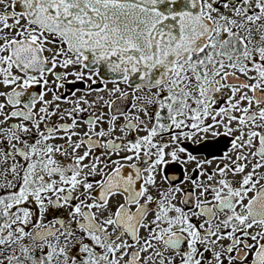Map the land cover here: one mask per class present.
Segmentation results:
<instances>
[{
  "label": "snow or ice",
  "instance_id": "snow-or-ice-1",
  "mask_svg": "<svg viewBox=\"0 0 264 264\" xmlns=\"http://www.w3.org/2000/svg\"><path fill=\"white\" fill-rule=\"evenodd\" d=\"M0 264H264V0H0Z\"/></svg>",
  "mask_w": 264,
  "mask_h": 264
}]
</instances>
